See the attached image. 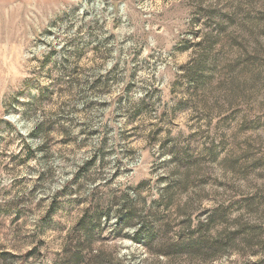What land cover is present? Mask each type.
I'll return each instance as SVG.
<instances>
[{
	"label": "rangeland",
	"instance_id": "obj_1",
	"mask_svg": "<svg viewBox=\"0 0 264 264\" xmlns=\"http://www.w3.org/2000/svg\"><path fill=\"white\" fill-rule=\"evenodd\" d=\"M78 248L264 264V0H0V264Z\"/></svg>",
	"mask_w": 264,
	"mask_h": 264
},
{
	"label": "trees",
	"instance_id": "obj_2",
	"mask_svg": "<svg viewBox=\"0 0 264 264\" xmlns=\"http://www.w3.org/2000/svg\"><path fill=\"white\" fill-rule=\"evenodd\" d=\"M101 215L102 212L98 209L93 210L89 216H88V212L86 211L83 214V216L79 219V221L76 223V225L72 228L70 238H73L75 236L79 246L80 247L83 246L86 241L91 240L93 238V230L89 228V225L94 222L96 225L99 226L101 221ZM103 216L104 218L108 217L107 213H103ZM130 216H132V212L129 209L128 211H126L125 215H123V218L128 220ZM137 233H138V229H137ZM81 248L75 250L70 249L71 251H66L65 249L64 257L60 261H58V263L55 264H80L83 259L81 255L83 251H81ZM31 254H32L31 251H29L26 254L22 255L21 258L25 260ZM7 255L8 254L6 253H0L1 260H6Z\"/></svg>",
	"mask_w": 264,
	"mask_h": 264
}]
</instances>
